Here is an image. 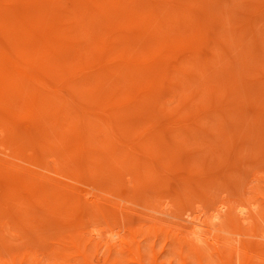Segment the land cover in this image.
<instances>
[{"label":"bare ground","instance_id":"bare-ground-1","mask_svg":"<svg viewBox=\"0 0 264 264\" xmlns=\"http://www.w3.org/2000/svg\"><path fill=\"white\" fill-rule=\"evenodd\" d=\"M220 1L0 0V202L12 203L0 211V232L13 233L19 220L33 221L28 203L35 194L50 192L35 181L48 178L39 164L42 157H21L26 149L51 148L45 122L56 139L60 128L71 131L70 151L78 156L80 171L99 172L106 165L101 155L107 154L113 162L134 164L147 177L165 176L179 166L177 152L171 151L179 140L228 116L231 100L234 110L244 109L243 90H251L252 83L249 88L248 74L246 79L238 75L264 66L258 53L264 51V0H251L247 18V8L243 18L233 13L239 0ZM242 1L240 8L250 0ZM229 10L238 16L231 18ZM208 42L205 56L198 46ZM227 47L234 50L226 53ZM262 92L246 95L260 98ZM188 98L192 105L183 103ZM257 107L253 117L261 119ZM168 110L171 118L162 121L158 114ZM26 123L31 129L21 127ZM216 126L217 136L226 137V128ZM254 136L257 150L249 151H258L257 162L245 172L239 193L225 191L209 203V195L201 198L197 191L205 181L206 189L216 187L220 178L210 172L203 182L197 168L202 185L198 175L183 178L181 191L198 187V195L185 194L188 204L180 213L169 211L170 202L159 209L152 205L145 215L156 220L153 225L110 223V206L123 209L134 202L55 179L52 192L59 200L93 207L103 226L91 225L90 241L72 230L55 238L47 251L13 250L0 239L6 251L0 250V264H157L158 257L170 264H264V130ZM51 163L54 174L69 178L58 172L56 158ZM21 206L23 212L16 213Z\"/></svg>","mask_w":264,"mask_h":264},{"label":"rangeland","instance_id":"rangeland-1","mask_svg":"<svg viewBox=\"0 0 264 264\" xmlns=\"http://www.w3.org/2000/svg\"><path fill=\"white\" fill-rule=\"evenodd\" d=\"M252 1L251 0L248 2L246 1L247 2L246 7L243 6L245 4L242 5V8L244 7L245 9L240 8L241 6L239 7V5L245 3L243 1L241 2V0L237 2L236 5L238 6L232 5L234 8H232V6L230 8L233 9V13H235L234 10H236V12L239 13V16L241 14L240 17L242 18H243L242 15L245 13L244 11H246L247 8L246 14L244 15L245 16L244 18H247L251 13L250 8H252V7L248 8L249 7L248 5L251 4ZM216 2H218L219 4V2L222 1L216 0ZM235 7H237V9ZM238 8H240L241 10ZM248 9L250 11L249 13H248ZM231 11L229 10L230 13ZM237 13L236 15L233 14L234 16L232 15L231 18L232 17L235 18L236 16H238ZM229 16L230 15H228V17ZM214 26L215 24L212 27L213 30L215 29ZM216 26L218 27V25ZM217 29H215V31H217ZM198 47H199L198 50L201 54L205 56H209L210 53L209 42L207 44L205 43V45L204 44L199 45ZM224 50L226 53L227 52L229 53L234 49L233 47H227L223 49V51ZM258 53H259V57L264 59V51H258ZM238 76H243V78L244 76H246L248 79H246V77L244 79H246L245 80L246 82L248 81L247 85L249 84V80H251L250 82L252 83L251 84L252 88L250 85H248L249 88H251V90L250 89L245 90V88L243 90L247 92L244 93V97L245 98L247 97L246 100L240 101L244 103V109L234 110L233 108L234 102L233 100H231L229 102H231L233 105L232 104L230 105L232 107H230L229 115L220 118L218 121L211 122L212 123L211 126L212 127L214 126L213 128L210 127L209 125L204 128L199 127L201 129V132H199L198 130L194 136L191 134L192 137L188 136L185 139L186 142L185 140H183V142L179 140L178 141L179 144L181 142L182 145L179 146L178 144L175 150L174 148L173 149L170 148V149L171 151L177 152L175 154L176 155L175 161L178 160L177 162H179L178 163L179 166L184 165V163L185 165L179 167L177 164L178 167L172 168L173 170L171 169L170 172L168 171V173H165V176H160V175L151 176L152 174H149L150 175L149 178L145 176L143 172L138 171L134 166V164H130L129 162L123 164L113 162L110 160V157L107 154L101 155V157L104 158L106 165H104L99 172L91 173L89 171H80L76 166L78 162V156L73 155V153L70 151V143L68 141V138L72 135L71 131L65 128H60L58 132L60 133L61 137L59 139H56V137L52 135V132L49 131V129H51L53 126L45 122L43 128L46 131H48L47 132L49 139L48 143L51 148L46 149L44 152L43 151L41 152V150H39L38 148L35 149L33 148L28 150L26 149L22 152L21 157L25 160H30L32 159L33 156L34 159L38 157H42L41 163L39 164L45 168L44 169L45 171L43 172L46 174V177L48 178L45 180H43V178H39L36 179L35 181L43 184V186L49 187L47 190L50 192H46V193L41 192L35 194L34 195L35 200L32 202L30 201L27 207L33 213L31 215L33 217V221L19 220L17 222V227L14 229L13 233H6L3 231L0 232L1 241L6 243L13 250H26L32 248L34 250L47 251L49 250L51 243L54 241L55 238L68 237V235L72 232V230H77L82 237L86 238L87 241H90L91 236L88 234V231L91 225L103 226V219L101 217V214L96 212L93 207L87 204L74 205L73 203L66 201L62 202L61 200H59L62 199L61 196L56 192H52L53 191L52 187L54 186H52L51 183L54 182L55 179L56 180L58 179L68 185H74L81 190L89 191L93 194L101 193V194H105L106 197H109L107 194L111 193L114 195V196L113 195L110 196L112 198L126 197L132 203L134 202L133 204L134 206L129 203H125L124 205L126 207H124L123 209H118L116 207L110 206V210L113 212L112 214L113 217L112 216L110 217L111 218L110 223L121 225L123 224V222H126L132 226L141 225V224L153 225L156 222V220L147 218L145 213H150L148 209H151L152 205L154 204L155 205L157 204V209H159V208H163L166 205V203L170 202L171 207L169 211L171 213H178V212L180 213L181 211H183L184 209L182 208V206H184V204H188L186 203L187 201L183 199V197L186 194L189 199L190 198L193 199L194 195L196 194L195 191L198 188L196 187L194 192L184 193L183 191H181L182 189L181 180L183 178H187L188 180V178H197L198 175V178L195 179L196 181H198V179L201 178L202 175L201 180L204 182V180L208 181L209 176L217 174V177L220 178L219 179L220 184L218 183L216 187L211 186L210 189H206L207 187H205V185L208 186L207 182L205 181L206 184L202 185L201 184L202 181L201 180L198 181L200 186L202 185L203 188L201 187L199 190L197 189L198 190L197 193L199 194V196L203 195V197L200 196L201 198L204 197L206 198L209 195L208 198H210V200L206 199L209 200V203L213 199L214 202L215 200H218V198L225 191H228L229 193L232 192L233 194H235L236 192L239 193V187L245 185V181H246L244 175L245 172L250 169L252 164H255L257 162L256 159L258 158V151L257 153H252V151H249L253 148L256 149L257 147L255 145L257 142H255L256 138L254 134L264 130V125H262L264 124V121H262L264 120V107L261 108V105L259 104L260 103L259 101L261 100L260 98L261 97L264 98V96L261 95L264 94H261L260 98L258 97L259 93L262 90H264V66H260L259 68L256 69L253 68L250 71V73L245 72L241 74L239 72ZM221 84L222 82L220 83V86H222ZM223 86L222 89L225 88V87L223 88ZM194 88L196 89V87ZM195 89L193 90L190 89V90L192 92L193 91L196 92ZM164 91L165 89L162 90L159 89V92H164ZM248 91L251 92L248 93ZM252 91L259 92L258 95L256 94L257 95L256 97L259 99H257L256 97H252L253 99L249 97L254 95ZM246 94L249 96H247ZM244 97L242 95V99H245ZM191 99L188 98L187 100H184L183 103L188 106L192 105ZM202 99L204 98L202 97ZM199 101L201 102V100ZM199 101L198 99L197 101L195 100V102H199ZM200 102L199 104L201 106V103L202 102L204 103V101L202 100V102L201 103ZM195 104L197 106L198 103ZM258 105L262 109L260 114L258 115L259 118H261L262 120L258 119V117H253L255 109L258 108L257 107ZM171 115L172 114L169 111L163 114L161 113L158 114V117H160V119L164 121L166 119L171 118ZM140 116L142 115H138L136 120H139L138 118H140ZM257 119L261 121H258ZM216 125H220L218 127L226 128V131L230 137L228 136V134L226 137H221L219 135L220 136V140H219L218 139L219 136H217L218 132L215 133V131H213V129H216L215 128L217 127ZM28 126L29 125L27 123L21 125V127L24 129H31V127ZM194 128H198V126H195ZM215 138L218 139L219 143ZM225 138H227L228 141L227 139L225 140ZM0 141H2L1 136H0ZM252 143H254V145ZM251 145L254 147H251ZM249 147L250 149H248ZM242 149H244V151ZM240 150H242L243 153H241L242 151ZM246 150L248 151V154L246 153L247 152ZM0 152H2L1 146H0ZM249 152L252 154H249ZM218 154L221 155L222 157L219 156ZM137 156H140V153H137ZM255 156L256 159L254 160ZM52 157L57 159L58 162L57 167L59 168L58 172L60 173V175L62 173L64 175L69 176V178H65V177L61 178L59 177V175L57 176L56 174H54L56 173V171L54 170L56 169V167L53 166L51 163ZM217 157L219 158L220 161L218 160ZM181 162L182 165H180ZM186 162L190 163L192 167L190 165L187 166ZM197 162L199 163L201 162V163L197 164ZM70 168H73L72 171ZM197 168L200 170L201 173L203 171V174H201L200 172L198 173L196 172L197 173L196 174L195 171L197 170ZM186 169H188L189 171H187ZM191 172H194L195 175L193 173L192 174L196 177H193ZM210 172H212L211 175L209 174ZM74 175H77L78 179H76ZM70 177H72V180L70 179ZM234 184L237 185L238 187L233 186ZM236 187L238 188V190ZM234 190H236V192ZM206 191L208 192V194ZM20 195L28 196L27 193H23V192L20 193ZM11 207H12V203L10 201L2 200L0 202V211L7 210V208H11ZM22 210H23V206L17 208L15 212L21 214L23 212ZM153 215H155L156 217L160 216L158 214H153ZM31 216H27V218L30 219ZM172 229L175 230V227ZM18 233L21 236L20 238ZM97 240L98 239H96V241ZM144 244L147 246V242ZM0 250L4 255L6 254V251H4L3 248L0 247ZM149 255L152 256V253L150 252ZM160 258L161 257L157 258V264H170V260L165 261V259H160ZM147 264H150V261H147Z\"/></svg>","mask_w":264,"mask_h":264}]
</instances>
